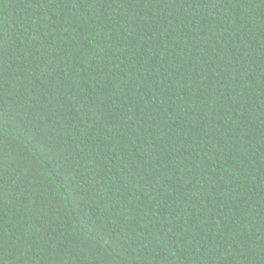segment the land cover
Returning <instances> with one entry per match:
<instances>
[{"label": "trees", "instance_id": "obj_1", "mask_svg": "<svg viewBox=\"0 0 264 264\" xmlns=\"http://www.w3.org/2000/svg\"><path fill=\"white\" fill-rule=\"evenodd\" d=\"M0 264H264V0H0Z\"/></svg>", "mask_w": 264, "mask_h": 264}]
</instances>
